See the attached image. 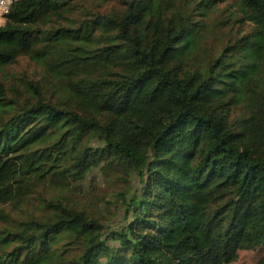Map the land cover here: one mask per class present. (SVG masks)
Here are the masks:
<instances>
[{"label":"trees","instance_id":"16d2710c","mask_svg":"<svg viewBox=\"0 0 264 264\" xmlns=\"http://www.w3.org/2000/svg\"><path fill=\"white\" fill-rule=\"evenodd\" d=\"M83 1L13 0L0 24V68L42 66L0 76V203L98 168L121 215L105 227L39 194L41 215L0 230V264L70 248L62 264H224L264 248V0H116L72 16Z\"/></svg>","mask_w":264,"mask_h":264},{"label":"rangeland","instance_id":"374dc122","mask_svg":"<svg viewBox=\"0 0 264 264\" xmlns=\"http://www.w3.org/2000/svg\"><path fill=\"white\" fill-rule=\"evenodd\" d=\"M82 4L84 6L82 10H74L72 16L80 17L82 11L83 14L88 12H105L111 9L112 6L118 7L116 0L108 3L84 0ZM231 8L232 6L230 4L223 5L221 7L222 11L219 12V18H226L225 15ZM229 26V19H226L221 24V27L216 29L210 36L208 44L211 47H218L224 40ZM41 72L42 66L40 64L23 55L19 56L14 63L0 68V76H3L5 79L17 78L25 74L30 78H38ZM91 143L93 144V142ZM105 175L100 169L94 168L81 181L71 180L68 184L51 182L49 178H46V181L35 186V189L37 188L35 193L29 190L26 196L22 197L23 199L19 204L11 202L0 203V230L14 226V219L18 216L24 217V211L41 215L44 208L42 207V199L39 197V194L43 197H53L56 201H60L61 204L84 209L88 214L97 218L99 222H102L105 227L115 225V222L118 221L121 215V212L117 210L118 202L112 196V191L116 184L111 183L109 177ZM59 246H61V249L64 247L63 244ZM77 251V248H70L68 251L65 250L60 256L54 257V260L47 264H62L63 260L67 263L68 259ZM263 254L264 248L262 246L256 248H241L233 260L224 264H257V261Z\"/></svg>","mask_w":264,"mask_h":264},{"label":"built area","instance_id":"2783aa9c","mask_svg":"<svg viewBox=\"0 0 264 264\" xmlns=\"http://www.w3.org/2000/svg\"><path fill=\"white\" fill-rule=\"evenodd\" d=\"M13 0H0V24L5 19L6 14L9 12Z\"/></svg>","mask_w":264,"mask_h":264}]
</instances>
